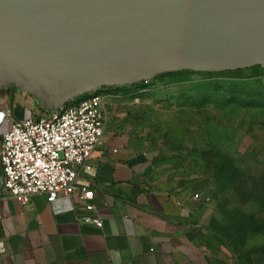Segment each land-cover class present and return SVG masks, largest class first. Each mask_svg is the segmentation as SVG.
<instances>
[{"label":"crops","instance_id":"crops-1","mask_svg":"<svg viewBox=\"0 0 264 264\" xmlns=\"http://www.w3.org/2000/svg\"><path fill=\"white\" fill-rule=\"evenodd\" d=\"M155 79L98 89L107 112L104 133L75 188H92L99 226L83 222L73 196L49 203L37 194L20 205L3 190L0 166V264H264V252L240 254L209 237L206 191L195 189L168 146L142 125L145 102L136 95ZM0 111L9 112L0 144L13 121L45 114L15 88H0Z\"/></svg>","mask_w":264,"mask_h":264},{"label":"water","instance_id":"water-1","mask_svg":"<svg viewBox=\"0 0 264 264\" xmlns=\"http://www.w3.org/2000/svg\"><path fill=\"white\" fill-rule=\"evenodd\" d=\"M264 68V0H0V88L50 114L104 86Z\"/></svg>","mask_w":264,"mask_h":264},{"label":"rangeland","instance_id":"rangeland-1","mask_svg":"<svg viewBox=\"0 0 264 264\" xmlns=\"http://www.w3.org/2000/svg\"><path fill=\"white\" fill-rule=\"evenodd\" d=\"M148 84L136 95L145 102L142 125L206 191L209 237L240 254L264 252V68L184 72Z\"/></svg>","mask_w":264,"mask_h":264},{"label":"built area","instance_id":"built-area-1","mask_svg":"<svg viewBox=\"0 0 264 264\" xmlns=\"http://www.w3.org/2000/svg\"><path fill=\"white\" fill-rule=\"evenodd\" d=\"M145 81L144 83H147ZM9 112L0 111V126ZM107 112L104 95L93 90L62 104L50 114L27 116L10 124L1 135L0 166L6 195L26 206L32 196L52 203L61 195L73 196L83 207V222L100 225L89 185L75 184L101 141ZM194 198L200 199L199 193ZM204 200L209 201L205 196ZM0 244V252L3 251Z\"/></svg>","mask_w":264,"mask_h":264},{"label":"trees","instance_id":"trees-1","mask_svg":"<svg viewBox=\"0 0 264 264\" xmlns=\"http://www.w3.org/2000/svg\"><path fill=\"white\" fill-rule=\"evenodd\" d=\"M251 68H260V69H263L262 67H260V66H254V67H251ZM240 70V69H239ZM239 70H232V71H230V72H234V71H239ZM184 72H192V71H180V72H172V73H166V74H160V75H158V76H156L155 78H158V77H160V76H163V75H170V74H180V73H184ZM200 72V71H199ZM202 72V71H201ZM143 84H144V82H142ZM242 92H246V89L244 90V88H239L238 87V92H237V94H242ZM231 93V92H230ZM243 93V94H244ZM205 97V96H204Z\"/></svg>","mask_w":264,"mask_h":264}]
</instances>
